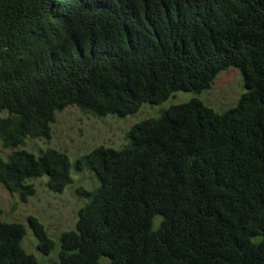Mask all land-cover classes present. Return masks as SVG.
Returning <instances> with one entry per match:
<instances>
[{
    "label": "trees",
    "instance_id": "obj_1",
    "mask_svg": "<svg viewBox=\"0 0 264 264\" xmlns=\"http://www.w3.org/2000/svg\"><path fill=\"white\" fill-rule=\"evenodd\" d=\"M229 67L245 89L233 108L193 97L77 158L99 184L78 190L48 264H264V0H0V186L23 203L29 179L57 194L72 182L66 154L17 149L50 141L56 113L125 117ZM27 223L48 254L42 223ZM23 234L0 220V264H37Z\"/></svg>",
    "mask_w": 264,
    "mask_h": 264
},
{
    "label": "rangeland",
    "instance_id": "obj_2",
    "mask_svg": "<svg viewBox=\"0 0 264 264\" xmlns=\"http://www.w3.org/2000/svg\"><path fill=\"white\" fill-rule=\"evenodd\" d=\"M244 92L240 71L229 67L219 72L209 88L199 94L176 92L158 105L143 104L135 113L125 117H95L83 114L75 106L65 108L55 114L50 141L26 139L24 146L17 149L23 148L36 156L47 148L66 154L71 163V184L57 194L47 188L45 176L29 179L26 183L33 185L34 194L24 203L20 202L17 194L0 186V220L23 226L24 234L20 245L35 258L37 264L56 261L60 235L74 229L78 210L86 202L78 190H93L99 184L93 171L74 169L78 157L99 146L121 148L128 142L127 135L133 124L149 118L158 119L170 106L196 97L214 112L221 114L233 108ZM9 152L0 142V158H5ZM28 216L36 217L52 240L54 247L48 254L37 249V240L27 223Z\"/></svg>",
    "mask_w": 264,
    "mask_h": 264
}]
</instances>
